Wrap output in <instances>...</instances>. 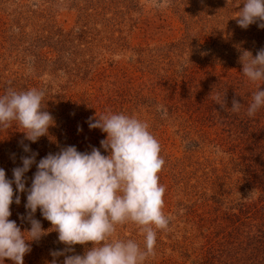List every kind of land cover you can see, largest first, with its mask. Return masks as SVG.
<instances>
[{"label":"rangeland","instance_id":"1","mask_svg":"<svg viewBox=\"0 0 264 264\" xmlns=\"http://www.w3.org/2000/svg\"><path fill=\"white\" fill-rule=\"evenodd\" d=\"M242 3L0 0V95L9 88L42 90V110L54 120L35 143L18 122L0 127L6 177L12 179V169L32 152L38 162L65 146L99 149L106 133L90 129L89 117L109 111L136 116L161 146L165 164L158 175L169 218L143 264H264V107L247 115L264 82H250L239 62L243 51L254 57L264 48V28L259 21L247 29L237 25ZM234 99L238 112L231 110ZM35 171L33 164L25 173L26 188ZM19 195L9 219L26 231L30 224L20 217L27 194ZM34 218L44 230L52 227L39 209ZM57 235L26 241L31 251L24 264H51L50 252L65 248ZM110 239L144 245L131 222L117 225ZM91 246L73 247L83 254Z\"/></svg>","mask_w":264,"mask_h":264},{"label":"clouds","instance_id":"2","mask_svg":"<svg viewBox=\"0 0 264 264\" xmlns=\"http://www.w3.org/2000/svg\"><path fill=\"white\" fill-rule=\"evenodd\" d=\"M235 19L242 29L257 21V26L264 28V0H243ZM239 62L250 82H264V48L254 57L250 51H243ZM260 84L247 108L249 117L264 107ZM44 94L35 88L7 89L0 95V127L7 129L11 122H18L26 130L25 138L33 143L46 135L54 120L42 110ZM223 97L217 94L214 98L221 107L225 103ZM240 107L234 99L231 110L238 112ZM87 123L90 129L106 133L99 149L91 147L90 151L80 152L75 146H65L38 162L37 153L32 152L21 157L22 166L12 169V179L0 168V264L5 258L13 264H24L23 257L31 251L26 241H39L50 231H55L58 242L65 245L63 250L50 252L51 264H57L60 256H64L62 264H143L154 255L157 230L166 229L169 224L163 212L166 189L159 183L158 175L165 164L159 141L149 131V124L133 115L109 111L89 117ZM23 151L31 150L23 145ZM33 164L36 171L26 188L25 173ZM19 193L27 194L26 215L20 217L30 224L26 231L9 219L10 205L20 204ZM37 209L50 222V229L44 230L34 218ZM129 222L139 226L143 248L132 239H110L117 225ZM88 242L92 244L90 248L75 254L74 245Z\"/></svg>","mask_w":264,"mask_h":264}]
</instances>
